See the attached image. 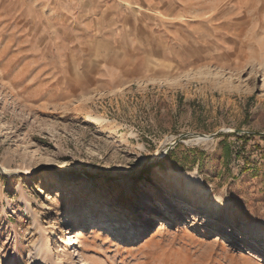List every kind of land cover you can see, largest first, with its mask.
<instances>
[{
	"label": "rangeland",
	"instance_id": "1",
	"mask_svg": "<svg viewBox=\"0 0 264 264\" xmlns=\"http://www.w3.org/2000/svg\"><path fill=\"white\" fill-rule=\"evenodd\" d=\"M263 73L262 0H0V264H264Z\"/></svg>",
	"mask_w": 264,
	"mask_h": 264
},
{
	"label": "bare ground",
	"instance_id": "2",
	"mask_svg": "<svg viewBox=\"0 0 264 264\" xmlns=\"http://www.w3.org/2000/svg\"><path fill=\"white\" fill-rule=\"evenodd\" d=\"M262 1L264 4V0H262ZM257 5H258V3H257ZM61 64H62V61L57 65H61ZM61 68H63V66H61L60 68H54L52 72L59 71ZM215 72H216V74H220L219 69H216ZM153 79H160L161 81H163L169 85H173L174 82H176L170 76H160V77L154 76ZM138 82H140V81H138ZM124 87H125V84L115 86V87L111 88L109 91L110 92H120L124 89ZM263 88H264V80H263ZM96 120H98V119L96 118ZM66 172L68 173V172H70V170L68 168H63V167H60V168L55 169V170H49L46 173H43L41 175V182H42V184H45L46 182H48V179L49 180L52 179L53 176H55V177L56 176H62ZM173 176H174V178H175L174 180L176 182L175 186L178 187L179 189H182L181 190L182 194L193 201V204L187 205L188 207H186L189 212H195L196 211L195 209H197V205H199V204L206 205V204H204L205 202H207L211 205L214 204L212 201H210L208 199L209 191L204 186L200 177H196L195 179H192L190 176L185 175L184 172H178V171H174V170H173ZM170 184H167L168 186L166 188H169L171 186ZM144 197L148 200H154L153 199L154 197L151 194H146ZM161 199H169V198L168 197H162ZM173 202H176V200L173 199V201L169 202V204L171 205ZM215 205H217V203H215ZM107 206L109 208H111L112 204H109ZM138 208H141V207H138ZM147 208H149V202L146 205L145 209H147ZM106 211H108V210L104 209V206H100L97 208H89V209H85V210L79 211L77 213H74L71 217L70 227L68 228V231H65L64 232L65 234H63V236L65 238L66 246L68 247V246L74 245L75 238L81 233V229L83 228V226L79 227V225L82 222H85V221L88 222L89 221L92 223L91 227L95 226L94 224H96L98 226L101 224L100 223L101 216H103ZM139 211H140V209H139ZM139 211L137 212V214H140ZM199 212H200V214L208 215L211 218H216L219 221H221L222 223L232 222V220L234 218H236L237 216H239V214H240V211L238 209L233 210L230 213V215L223 216V217H219V215L217 213H215L214 211H208V210H201L200 211L199 210ZM41 250L40 249L37 250V253L41 254L42 253Z\"/></svg>",
	"mask_w": 264,
	"mask_h": 264
},
{
	"label": "water",
	"instance_id": "3",
	"mask_svg": "<svg viewBox=\"0 0 264 264\" xmlns=\"http://www.w3.org/2000/svg\"><path fill=\"white\" fill-rule=\"evenodd\" d=\"M0 171L5 172V170L0 166Z\"/></svg>",
	"mask_w": 264,
	"mask_h": 264
}]
</instances>
